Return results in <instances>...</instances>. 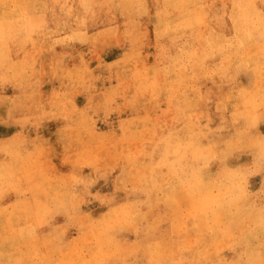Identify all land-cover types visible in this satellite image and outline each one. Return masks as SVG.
I'll list each match as a JSON object with an SVG mask.
<instances>
[{"label": "clouds", "instance_id": "1", "mask_svg": "<svg viewBox=\"0 0 264 264\" xmlns=\"http://www.w3.org/2000/svg\"><path fill=\"white\" fill-rule=\"evenodd\" d=\"M0 264H264V0H0Z\"/></svg>", "mask_w": 264, "mask_h": 264}]
</instances>
